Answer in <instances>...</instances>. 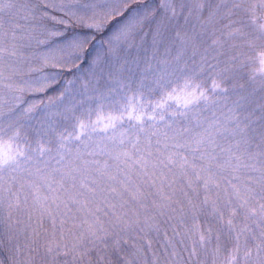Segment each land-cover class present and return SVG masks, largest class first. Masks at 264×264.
I'll return each mask as SVG.
<instances>
[{"label":"snow or ice","instance_id":"obj_1","mask_svg":"<svg viewBox=\"0 0 264 264\" xmlns=\"http://www.w3.org/2000/svg\"><path fill=\"white\" fill-rule=\"evenodd\" d=\"M0 264H264V0H0Z\"/></svg>","mask_w":264,"mask_h":264}]
</instances>
